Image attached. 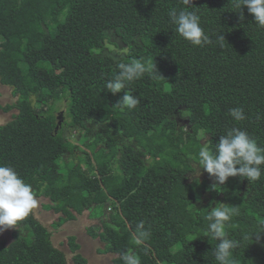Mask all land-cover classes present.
<instances>
[{"label":"trees","instance_id":"trees-1","mask_svg":"<svg viewBox=\"0 0 264 264\" xmlns=\"http://www.w3.org/2000/svg\"><path fill=\"white\" fill-rule=\"evenodd\" d=\"M189 7L213 43L193 46L176 32L168 12L185 9L182 0H0V85L15 98L0 109L16 110L0 125V165L49 201L45 211L62 214L53 228L74 213L106 215L87 232L103 244L98 254L115 256L112 264H123L128 249L141 264H218V241L204 232L220 203L239 209L226 227L241 240L236 264H264V170L257 181L229 177L220 191L210 190L206 172L192 176L200 146L231 128L264 148V28L232 0ZM137 59L154 62L163 78L146 72L108 92L117 65ZM129 90L140 104L114 106ZM234 107L245 120H233ZM141 221L150 237L136 246ZM12 237L0 242V264H68L33 211ZM68 246L73 264H88L73 236Z\"/></svg>","mask_w":264,"mask_h":264},{"label":"clouds","instance_id":"clouds-1","mask_svg":"<svg viewBox=\"0 0 264 264\" xmlns=\"http://www.w3.org/2000/svg\"><path fill=\"white\" fill-rule=\"evenodd\" d=\"M182 3L185 9L173 8L168 12L170 21L176 26L179 36L193 46L203 47L213 43L212 38L201 27L197 12L187 10L193 8L189 7L192 0H182ZM232 6L238 9V12L246 7L254 23L264 28V0H232ZM216 40L225 41L221 33L217 34ZM117 68L118 72L105 83V88L113 95L120 93L126 88L128 82L139 79L146 72L153 76L159 75L154 62L149 66L143 59H137L131 64L119 63ZM139 104V97L129 90L123 91L122 97L114 106L131 110ZM229 115L234 121H243L246 118L242 107L230 108ZM262 166H264V148L259 147L246 131L231 128L224 135H220L215 144L208 141L200 146L198 163L194 164L193 168L196 176L204 171L213 178L211 191H220L222 189L220 186L225 184L229 177L239 176L247 179L248 182L259 180L264 170ZM38 203L31 185L25 183L14 168L0 165V231L18 227L19 222L25 220ZM107 211L109 212V209ZM237 215H239L237 206L220 203L218 207H212L206 216L208 225L204 235L218 241L212 250L218 264H236L233 252L240 247L241 240L229 238L226 227ZM253 235H257L258 238V234L245 233L242 239H251ZM149 237L150 232L141 221L132 234V243L136 246H144ZM121 260L123 264H141L139 257L132 249H128L121 256Z\"/></svg>","mask_w":264,"mask_h":264},{"label":"rangeland","instance_id":"rangeland-1","mask_svg":"<svg viewBox=\"0 0 264 264\" xmlns=\"http://www.w3.org/2000/svg\"><path fill=\"white\" fill-rule=\"evenodd\" d=\"M15 101V98L11 95L10 88L0 85V106L3 107L7 104H12ZM64 101H62L58 106L57 116L61 113H65ZM16 110H11L9 112H3L0 109V125L5 124L12 118V114H15ZM72 135H76L75 131L72 130ZM180 140L182 141L183 138ZM71 141L76 143L77 147L84 149V146L81 142L74 140L73 136L70 137ZM81 155L80 152L76 153ZM69 165V164H68ZM201 172V171H200ZM205 172H201L198 177L207 178L204 175ZM193 177H197L195 172L192 174ZM38 206L33 209L34 217L44 226L48 228L51 232V241L52 245L55 247H60L66 253L68 264L72 263V252L68 246V237L73 236L75 243L79 244L80 249L77 250V253L82 254L87 258L88 264H112V259L114 258L111 254L100 255L96 252L97 249H102L103 244L99 240L93 239L87 232L88 228H91L93 225H99L100 220L104 222L108 221V217L105 215V218L90 217L89 212L85 211L83 214L76 215L75 219L68 221L61 225L58 228L51 227L53 222H56L58 217L61 214L54 213L53 211H45L41 205L49 203V201L43 197H37ZM16 231V228H8L3 231H0V242L10 243L13 240V233Z\"/></svg>","mask_w":264,"mask_h":264}]
</instances>
